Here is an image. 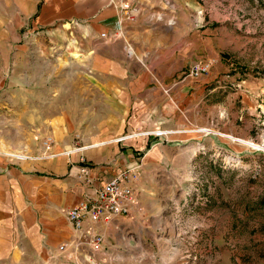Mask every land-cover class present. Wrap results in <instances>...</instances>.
Returning <instances> with one entry per match:
<instances>
[{
	"label": "rangeland",
	"instance_id": "374dc122",
	"mask_svg": "<svg viewBox=\"0 0 264 264\" xmlns=\"http://www.w3.org/2000/svg\"><path fill=\"white\" fill-rule=\"evenodd\" d=\"M196 2L202 27L183 32L182 39L195 40L191 62H210L209 74H219L221 89L207 107L174 122V132L182 134L166 142L175 161L163 166L178 173L157 176L155 182L168 183L148 186L169 195L162 200L167 209L148 216L162 229L144 234L145 227L116 220L101 231L109 247L98 264H264V0ZM73 54L71 45L52 50L50 61L41 52L17 59L10 48H0V76L7 78L0 80V155L17 163L46 161L52 158L17 156L41 158L48 136L55 155L53 147L67 133L68 150L84 147L76 142L86 130L99 134L87 129L98 120L94 113H87L85 126L58 128L59 105L75 120L83 116V104L91 105L80 95L84 82ZM130 169L143 179L139 166ZM50 264L65 263L55 254Z\"/></svg>",
	"mask_w": 264,
	"mask_h": 264
},
{
	"label": "crops",
	"instance_id": "0c3cea01",
	"mask_svg": "<svg viewBox=\"0 0 264 264\" xmlns=\"http://www.w3.org/2000/svg\"><path fill=\"white\" fill-rule=\"evenodd\" d=\"M172 1L175 25L156 21L147 9L127 20L112 0H0V48H10L17 59L41 52L50 61L52 50L71 45L78 53L72 63L81 68L80 95L91 105H82L83 116L77 120L59 105L58 128L85 126L87 113H94L98 120L87 129L99 130L82 133L76 142L84 146L80 151L68 150L72 139L67 133L53 147L50 160L17 163L0 155V264H50L58 248L77 237L67 210L130 167L143 171L136 190L147 215L167 209L162 200L168 193H152L148 186L168 183L155 182L157 176L178 173L163 166L175 161L166 142L182 134L174 132V122L184 112L207 107L211 94L221 89L219 74L183 80L196 44L182 39V33L202 27L197 15L202 7L196 0ZM156 130L165 135L156 136ZM147 198L160 204L153 207ZM119 219L145 227L144 234L161 228L157 219ZM114 222L86 223L85 230H109Z\"/></svg>",
	"mask_w": 264,
	"mask_h": 264
},
{
	"label": "built area",
	"instance_id": "2783aa9c",
	"mask_svg": "<svg viewBox=\"0 0 264 264\" xmlns=\"http://www.w3.org/2000/svg\"><path fill=\"white\" fill-rule=\"evenodd\" d=\"M112 4L130 21H134L143 9H147L158 22H167L169 25H175L177 22V7L172 0H112ZM201 13L199 11L198 15ZM101 36L104 38L106 34ZM211 68L210 62H193L183 80L199 79L208 75ZM155 134L161 137L165 132L156 130ZM54 143L52 137L44 138L42 148L45 153H42V157L38 159L55 157L50 155ZM138 182L139 171L128 168L111 177L100 188L92 189L79 203L68 209L66 217L77 237L71 243L63 244L58 248L56 253L58 261H63L65 264H98V258L107 255L109 245L106 236L99 230L86 231V223L109 225L120 217L129 221H136L138 218L149 221L145 208L139 202L136 190Z\"/></svg>",
	"mask_w": 264,
	"mask_h": 264
},
{
	"label": "bare ground",
	"instance_id": "6f19581e",
	"mask_svg": "<svg viewBox=\"0 0 264 264\" xmlns=\"http://www.w3.org/2000/svg\"><path fill=\"white\" fill-rule=\"evenodd\" d=\"M83 148H78V149H76V151H80V150H82ZM76 151H74V152H76ZM73 152V153H74ZM19 159H25V158H27L26 156H17Z\"/></svg>",
	"mask_w": 264,
	"mask_h": 264
}]
</instances>
